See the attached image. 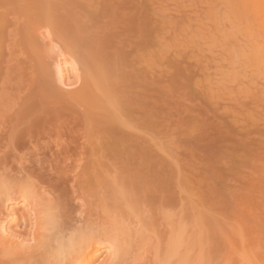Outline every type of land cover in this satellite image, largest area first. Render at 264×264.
<instances>
[{
	"label": "rangeland",
	"instance_id": "1",
	"mask_svg": "<svg viewBox=\"0 0 264 264\" xmlns=\"http://www.w3.org/2000/svg\"><path fill=\"white\" fill-rule=\"evenodd\" d=\"M124 1L125 0H0V19H2V22H0V26L5 27L6 32L10 36L5 46V53L9 54L11 52L13 55L12 59H7L8 66H11L13 72H16L17 74H26L27 76L29 75V77H31V80H29V82L32 84L24 85V83H22L24 82V78L22 75H20L22 77L18 76L16 80H11V82L10 80H7L3 75L0 82H3L5 84L4 85L1 83V87L2 85H4V88L6 87V89H15L16 87H18V89L19 87L20 89H23L26 87L25 90H23L21 93L19 92L16 94H12L18 96L20 100H22L24 97H27L28 94L32 93L34 99L48 98L46 99V103H44L45 107L48 109H60L63 105L69 111L75 112H83L84 110L97 112V110H99L100 116H97L98 112L94 113L97 118L103 123L106 124L110 119L109 116L111 115V120L114 121L110 122H115L116 125L122 126L127 121H129V119L123 115V110L121 107L122 95L120 93V88L123 85L122 80H132L131 72L133 70H145V76H147V79L151 81L154 78L158 77V75L164 74L168 70H170V72L175 75V83L186 80L189 72L192 77L191 79L194 80L191 81L185 96H181V94L178 93L174 88V94L170 97V100L167 101V105L163 108L164 123H162L161 121L155 122L154 120H152L151 127L149 126L148 130H145L147 132L144 133V137L141 135L142 132L140 133V130L142 131L144 129L142 126H139L138 128V124L135 123L134 126V123H129L130 125L125 127L126 131L131 132L138 137H140L141 135V137L143 138H152L151 141L146 139L150 141L151 144H153L152 141L154 140L155 145H153L156 146L155 148H157V151H159L160 153L157 154L156 152H154L155 149H152L154 148V146H151V144L148 142L149 151H151L152 149L154 152L149 155V158L153 159L156 157L155 159H157L158 157V159L164 158L165 160L167 158L170 159L169 161H173L171 158H174V161L176 158H179V160H181L185 164L190 163V167L192 166V168H189V165L187 164L188 168L186 167V170L185 168H182V170L184 169V172L181 170L184 177L181 178V182H185V184H188L190 182L191 186L190 184H188V187H185L184 184L181 189H184L185 187V189L187 190H176V193H178L179 191V195H181L179 197L177 194L178 199L182 197V200H177L178 205H176L177 203H174L176 206L173 205L171 207H168L170 206L168 205L166 207L163 203H167V199L166 201L161 203L163 200L159 202L156 198L150 196L152 197L151 200L153 202H148L150 203L149 205H147V208L149 209H146L150 211V214L148 213L149 215L146 216V210L141 207L142 204L144 205V203H147L148 200L150 201V197L146 195V192H143L144 195H141L143 193L135 189L137 187L135 184L134 185L136 187L134 188L133 182L131 183V186L133 185L131 189L135 190L130 193L131 190L128 189L130 186L127 188L128 185L126 182L128 179L125 181L126 184H124L123 181V184L126 186H124L122 184V180H120H125L126 177H120L118 179L117 176V178L109 176L110 174L108 173H110L111 171L115 172L116 169L114 168L110 169V172L108 173H106V171L104 170L105 173L103 172V177L100 180V187H97L95 190L89 191V186H94V184L97 182L96 180H88L79 183L75 180L72 174L63 175L61 173H58L66 165H73V160H76L74 155L77 153V150L75 146L69 142V140L65 139L63 141L60 138L53 136L49 139L47 137H43L42 140L40 139L41 141H38V145L40 144V147L44 148L46 146H49L52 150V152L45 153V156L50 159L51 162L56 159V157H54L53 155L58 152V149L56 148L57 143L64 144V142L67 141L63 147L68 151V154H73L71 160L66 164L57 166L54 162H52L50 166L44 165L39 167L36 165L29 168V174L27 172V174L25 173L27 175L26 177H28V175H30L31 173L41 175L40 179H34L35 186L40 188L41 191L38 190L39 192L37 191L38 193L34 194L33 196H36L35 200L40 204L39 209L44 212L43 214H49L53 219V227L55 229L52 228V231H50L48 235V237L51 239L49 241V245L51 246L52 250L51 252H57L59 240L60 243L65 242L64 244H67L68 242V244H72L71 240L84 238L92 233L96 234V232L100 233L105 228L109 230V227L113 222H111V220L114 216L109 220L111 223L108 221V217L113 215L114 211L116 210L124 211V213L130 218H127L123 212V214H121L120 212V215L119 211L115 212V216H117V213L119 214L118 217H123L122 219L126 218L127 220L129 219V221L131 219L133 220V217L130 216L131 214L128 213L126 209H128L129 207V209L134 210V207L136 209V207L138 208L141 204L139 209L141 208L140 210L145 211L143 212L145 216L141 215L143 213H141L142 211L139 212V209L136 210L139 213L132 212V214L134 213L135 216H138L137 222L141 225V228L139 225L138 227L136 226L137 223L133 224L134 221H131V227L128 225V230H126L128 226L126 229H123L126 232L128 231L127 234H129V232L131 233L130 235H127L128 239L131 238V240L129 239V242L126 243V245L128 246H125V248L121 249L122 251L120 250L118 252V256L116 258L117 260L114 264H146L147 259L150 262L151 258V263H153L154 260L159 257V252H162V250L164 251L162 252L164 256H169V262H167V264H241L239 260L241 261L242 258L247 255V252L249 254H252L251 257L254 256L253 253L255 254V257L257 254L256 258L253 257V260H249L250 264H256V261H258L257 264H262V261L258 260L259 256L261 257V254H259L258 256L257 252L259 251V253L262 252V254H264V208H261L264 207V169H262L264 167H260L264 166V145H261L264 142V137L262 136L264 135V70H261V67L264 64L258 66L260 67L259 69L256 66L255 62L251 59V55L253 52H248V46L252 44V40L257 41V44L260 41L261 43L259 42V44H262L260 35H258V26L255 25L257 23L252 22L251 19L245 20V15L240 9L241 6L239 4V0H224V4L221 2V0L220 2L219 0H212V2L211 0H147L148 3L147 1H143L144 5L146 4V7L142 5L143 9L135 13L136 15L134 17L131 16L133 17V19L129 17L130 19L128 18L123 21H118L117 19L111 18L109 15H104L105 11L108 10L106 9L108 6L120 4ZM226 2H228L227 5L229 6V8H227L228 6H226ZM141 3L142 2H140V5ZM137 4L135 6L132 4H126L127 6H121L120 10L118 11L130 12L135 7L139 8V4ZM218 5H222V7L224 5V9L221 6L218 7ZM215 6H217V8H214ZM231 7L232 9H235L233 10L234 12L232 11V9H230ZM235 7H238L239 9L237 8L236 10ZM220 9H222V11H220ZM225 9H227V11L230 10V12L232 11L234 14L232 12H227L226 14ZM216 10L220 13H218ZM213 11L215 13H213ZM235 11H237V13H235ZM239 11H241V13ZM216 12L218 13L217 16ZM239 13L240 17L238 18L237 15L239 16ZM221 14H223L224 16L221 17ZM230 14L232 15V18ZM241 14L243 15V17ZM213 15H215V18L212 17ZM141 16L146 19L150 16L151 21L150 18H148V23L153 21L152 23L159 22L163 25L165 24V31L161 36V41L164 44H158L159 47L162 45L165 46V43L169 46H166L165 49H163L164 52L166 51L167 55V59L165 62L161 61L162 63H160L159 60H157L159 58L155 56H150L149 58H147V62L145 61L146 63H144L143 59H139V61L138 57L136 59H134L133 56L129 59L124 58L125 50L122 49V44L120 43L123 41L124 36L130 35V26L131 24H133L132 22H134V20L141 19ZM234 18L237 20H234ZM157 19H160L161 22L156 21ZM225 20L226 22L224 24ZM231 20L234 21L232 22ZM242 20H245V22L249 21V23L247 22L246 25H249V28L251 26L253 27L250 28L251 31L249 30L251 33L247 31L249 28L247 29L248 26L246 27ZM235 21L240 22H237V24ZM211 22L214 25H212ZM216 22V25L220 26V30L219 26H217L218 28L216 27ZM229 22H231V24H229ZM250 22L254 24L250 25ZM240 24L245 26L246 28L244 29V27H242ZM42 25L52 30L51 32L53 34V39L54 41H56L55 43L57 44V46L66 51V54H69L75 58L78 66L81 68H79L82 78L81 91L83 90L82 92L84 93V95L88 94L89 98L93 97L94 99L90 98L89 100L87 98L88 100H84L87 96H83L82 98L80 97V101H73L68 97H65L62 93L58 92L59 86L56 82L57 79L54 73V68L51 66V64L53 63L51 62L53 56L50 52V47L39 40L37 35H34L33 33L37 31V29L42 27ZM241 27L246 32H241ZM252 29L254 32L253 34L256 35H254L256 37L255 40L254 36L251 38V36L253 35ZM233 31L235 32L236 36L235 34H232L234 33ZM230 34L232 35L230 36ZM246 34H250V36L248 37ZM112 35H114L115 41L112 45H107L105 40L107 36L111 37ZM59 37L60 39H58ZM116 38H119V41ZM63 41H65L66 43L70 42L73 47L70 46V44H68V46L65 45L66 43H64ZM73 41L75 42V44H73ZM77 42L78 44H76ZM149 43L151 45H154L155 40L151 41L150 39ZM253 43L254 44L251 45V47H254L255 42ZM246 46L248 48H246ZM251 47L250 51L254 49ZM133 48L135 50V46ZM241 48L244 50V52ZM126 52H129V50H126ZM237 53L238 56L240 55V57L237 56ZM246 53H250L251 55H245ZM244 56L245 59H249V62L244 59ZM235 60L239 61L236 62ZM135 62L136 65L134 69L129 70L130 66ZM246 62L250 64L252 63L251 65L248 64V69L245 68L247 64L244 65V63ZM239 63L242 68L240 67ZM234 64L237 67H235ZM238 66L242 70H240ZM255 66L256 68H258L257 70ZM231 69H233V71ZM251 69L254 71V73ZM238 70H240V72ZM247 70H249V72ZM259 72H262L263 76ZM246 73H248L247 75L249 76H247ZM233 75L234 81H231V77L233 79ZM25 79H27V77H25ZM27 85L31 88V92H29L30 90ZM203 89L205 91H203ZM81 91L80 94L83 95ZM203 92H206L207 95L209 92L211 98L208 97L206 93L204 96ZM95 93L97 94V96H95ZM90 94L94 96H90ZM260 94L262 97L260 96ZM151 96H154V94L151 93ZM207 97L209 98V100ZM205 98L208 101L205 100ZM11 99L12 98L9 95H5L4 97L0 98V109H7V113L9 114L15 113V110H17L18 108V106L13 105H17V102L13 103ZM60 99L69 100L70 102H68L67 104H63ZM20 100L18 101V103H20ZM256 100L258 102H256ZM107 108H109L110 113L114 114L112 115L110 113H107L109 112ZM222 108L224 110L226 109V112L223 111ZM111 109L114 112H112ZM185 109H188L189 111L185 112ZM247 109H249L250 112ZM9 110L12 113H10ZM220 110H222V114L221 112H219ZM190 111L191 113H189ZM229 111H231L232 113L229 114ZM241 111H243L244 114L247 113L246 116L242 115L243 112L241 113ZM253 111L256 112V114H254ZM223 113L225 114L223 115ZM192 114L197 115L200 124V127L198 126L194 129V133L192 134L193 136L188 134V132L184 128V124L188 122ZM249 114L253 116L250 117ZM229 115H231L232 117L228 118ZM237 116L240 117V120ZM258 116L260 118L258 119L257 124L259 123L258 127L262 129L259 128V131L257 132L258 127L255 128L252 125L256 124ZM222 117L225 118L226 124L230 123L228 119H235L234 121L238 119L237 123L233 122L232 124L227 126L231 131H233V134L237 135L231 136L236 140H232L229 137L234 142L238 141V138L236 137H238V135L242 133V127H244V129L246 127H249V122L252 121L253 124L250 122L251 127L244 130L242 136L240 135L241 140L239 141H244L247 143L248 140H251L250 138L256 137L255 139L253 138L256 142L253 139L251 142L248 141L250 142V144H252L250 145L251 151L249 153L252 156L253 160L255 158V162H257V160L259 161L260 164L257 162L258 165H260L259 168L257 166V168H254L257 163L252 164L251 162H253V160H250V157L248 159L253 165V168H251V165L248 164L249 161H247V164L245 163L243 165V168L245 167V165H249L250 167H245L248 168H244L245 171H243V169L241 168L242 166L239 167V170L241 168L240 171H238V167H236L238 173L240 174L239 175L234 171L236 170V168L233 170L235 166H232L239 164L236 158L233 157L229 159L230 166L233 167L231 168V170H233L232 172L230 168L228 169L229 166H225L218 162L220 161V159L218 158L221 155L227 156L228 154H230V151H227L224 146V140H222V136H225L222 134ZM242 117L245 120L244 122ZM252 117L253 119H251ZM232 119L230 121H232ZM238 121L242 122V126L239 125L241 124V122L238 123ZM253 121H255V123ZM246 122L248 124H245ZM203 123L209 126L205 127ZM239 128L242 130L241 132L239 131L240 133L238 132ZM253 128L256 130H254ZM247 130L252 131L249 132ZM255 132H257V134H260H256L257 136H253L252 133L254 134ZM247 133V136H251L250 138L246 137ZM243 135L245 136V138L243 137ZM260 137L263 138H261V144L259 143ZM242 138L246 139V141ZM29 145V137H24V140L20 144H18V146L16 145L17 147H15L16 149H14V152H16L15 154H24L28 157L34 156V154H39L38 152H35L33 148H30L32 146L29 147ZM116 157L117 159L120 158L119 155H116ZM38 158L41 159V157ZM12 161H10V167L14 165V162L12 163ZM184 163L181 164L184 165ZM191 163L194 165V167ZM187 165H184V167ZM17 166H14V168H16ZM209 166H211V170L209 169ZM207 168L210 170V172ZM188 170L189 173L194 170V172H192L193 174H188ZM255 170L257 172V174L255 173L257 176H252L251 173ZM7 171L11 175L10 170ZM7 171L0 172V175L5 174ZM25 174H23L21 177H24ZM259 174L261 176H258ZM11 176H14V174ZM251 176L254 178H251ZM185 179L186 181L183 182V180ZM255 179H257L258 184H256L257 182L253 181ZM253 182L255 183V186H258L259 188L255 187ZM192 186L193 188L191 189V191L190 188ZM188 188L190 191L188 190ZM18 190H20V188L16 186L12 189L13 192ZM43 190L47 192V194L41 193ZM198 190L204 191L199 192ZM96 191L98 195L95 194ZM193 191H197L195 195ZM98 192L101 194L99 195ZM190 192H192L193 194ZM191 194L192 197H190ZM182 195L185 196L186 199L185 197L183 198ZM247 195H249L250 198ZM142 196L146 197L147 199ZM187 196L189 197V201L187 200ZM140 197L142 198L140 199ZM174 197L175 198H171L175 200L176 196ZM236 198L239 199V201ZM243 198H247L248 200H244ZM3 199V196L0 195V210H2L1 202ZM186 200L188 202H186ZM138 201H140L141 203ZM197 201L199 204H196ZM204 201L205 206L203 205ZM156 203H158V205L163 204L164 206H158ZM181 203L184 206H182ZM189 203L191 206H189ZM248 203L250 206H248ZM243 204L245 207H243ZM156 205L159 208L164 207L165 209H157ZM196 205L201 207L203 210L198 208ZM178 206L179 208H177ZM144 207H146V204L144 205ZM216 208L217 211L215 212ZM238 208L240 209V211ZM211 210L213 211L211 212ZM171 211L173 212L170 213ZM218 211L220 212V214L218 213ZM214 212L217 213L216 216H214ZM151 214H153L154 217H152ZM142 216L145 218L143 219ZM148 217L149 219L147 220L146 218ZM139 219L140 221H142L139 222ZM24 220H26V218ZM161 220L164 225L161 223ZM19 223L20 224L14 228L15 232L22 231V229L24 230V223L27 222H23V220L21 219ZM107 223L110 224V226ZM153 225L156 228L153 227ZM168 225H170L171 227ZM103 227L105 228L102 230ZM136 227L138 228V230ZM111 228H113V226ZM151 228L156 229L155 231L157 234L153 233L154 231ZM157 228L159 230H157ZM179 228L182 229L179 230ZM180 231L182 232L179 233ZM158 232L159 234L162 233L164 237L161 236L162 234L159 236ZM168 234L170 236L167 237ZM238 234H240V237H237L239 236ZM156 236H158V238H163L161 244L162 246L159 245V248L157 247L158 244L156 245L157 241L154 242V240H158ZM241 238L243 239V241L245 240L246 243L250 245V247L246 243H243L241 241ZM174 239L178 240L177 244L179 245H177L178 247H176L175 244L173 245L175 246L173 248H176L174 250L175 255H173L174 258H170L171 248L168 246L170 243H174ZM179 239L183 240L180 241ZM171 240L173 241L171 242ZM179 241L183 245L179 243ZM158 242L160 244L159 240ZM242 243L245 246V249L244 246H242ZM153 245H156L155 250V247ZM252 245L254 247L253 249H251ZM177 249H180V251H178L179 254L176 252ZM254 250L256 253L254 252ZM241 251H243V253H240ZM90 253L91 251L87 252L85 254V257ZM237 254L241 256L240 259H238L239 256ZM163 255L160 254V257H163ZM153 256L155 259H153ZM104 258V256L100 257L95 261V264H101ZM262 258H264V256H262ZM156 263L157 262H155V264Z\"/></svg>",
	"mask_w": 264,
	"mask_h": 264
},
{
	"label": "bare ground",
	"instance_id": "2",
	"mask_svg": "<svg viewBox=\"0 0 264 264\" xmlns=\"http://www.w3.org/2000/svg\"><path fill=\"white\" fill-rule=\"evenodd\" d=\"M143 1H147V0H125L124 2H122L120 4H115L113 6H108L106 8L108 10L105 11L104 15H109L111 18L117 19L118 21L126 20L129 17L131 19H133V17L136 15L135 13H137L138 11L143 9V6L146 5V4L144 5ZM140 2H142L143 4L141 3V5H140ZM211 2H212V0H211ZM219 2H220V0H219ZM221 2L223 3L224 0L223 1L221 0ZM147 3H148V1H147ZM227 3L228 2H226V6H228ZM126 4H128V5L132 4L134 6L137 4L139 6V8L135 7V8H133L134 10L132 9L133 11L131 10L130 12L118 11V10H120L121 6H127ZM233 4H234V2H233ZM239 4L241 6L240 9L242 10L243 14L245 15V20L246 19H248V20L251 19L252 22L257 23L255 25L258 26L257 29H258V33L259 34L257 32L256 33L258 35H260V38L262 40V44H259L260 41L257 44V41H253L252 40V44L251 45L254 44L253 42H255V45H254V47H251V45L248 44L249 45L248 46L249 50L248 49L247 50H248V52H251V53L253 52V53H252V55L250 53H246L245 54V55H247V54L251 55L252 56L251 59L255 62L256 66L258 67V66H261L262 64H264V0H239ZM153 6H154V4H153ZM219 6L222 7V5H218V7ZM223 7H224V5H223ZM214 8H217V6H215ZM227 8H229V6ZM237 8H236V10H237ZM230 9H232V7ZM123 10H124V8H123ZM126 10H127V8H126ZM225 10H226L225 11L226 14H227V12H230L229 9H228L229 11H227V9H225ZM233 10H235V9H232V11ZM113 11H114V13H113ZM220 11H222V9H220ZM117 12H118V14H117ZM120 12H122V13H120ZM217 12H216V16H217L218 13H220V12H218V13ZM239 12L241 13V11H239ZM213 13H215V12L213 11ZM235 13H237V11H235ZM240 13H239V16L237 15L238 18L240 17ZM221 15H222L221 17L224 16L223 14H221ZM131 16H133V17H131ZM214 16L215 15H213L212 17L215 18ZM228 16H229V14H228ZM230 16L232 18L231 14H230ZM141 17H142L141 19L134 20V22H132L133 24H131V26H130V28H131L130 35L124 36L123 41L120 43V44H122L121 45L122 49L125 50L124 58L125 59H129V58H131L133 56V58L136 59L138 57V60L139 59L140 60L143 59L144 63H146L147 62L146 61L147 58H149L150 56H155V57L159 58V59H157V58L156 59L159 60L160 63L165 62L166 59H167V55H166V51L164 52L163 49H165V47L168 46V45L165 43V46L164 45H162L160 47L158 46V44L159 45L164 44L161 41V36L164 33V31H165V27H164L165 24L163 25L162 23H159V22L152 23L153 21L148 23V21H147L148 18H150V21H151V17L150 16L147 19L143 18V16H141ZM242 17H243V15H242ZM235 18H234V20H237ZM153 19H156V18H153ZM216 19H218V18H216ZM245 20L244 21L242 20V21H243V23L245 24L246 27L248 26L247 27V29H248L249 25H246V24H247V22L249 23V21L245 22ZM156 21H160L161 22L160 19H157ZM228 21H230V20H228ZM0 22H2V19H0ZM225 22H226V20L224 21V24H225ZM235 22L237 23L238 21H235ZM213 23H212V25H214ZM254 23H251L250 25H252ZM216 24H217V22L215 23V25ZM229 24H231V22H229ZM217 26H219V25H216V27ZM241 26L244 27V29L246 28L243 25H241ZM241 28H239V29H241ZM250 28L247 31H249V30L251 31ZM244 29L242 28L241 32L244 31ZM219 30H220V26H219ZM51 31L52 30L50 28L45 27V26L42 25V27H40L39 29H37V31H35L33 33H34V35H37L39 40H41L43 43H45L46 45H48L50 47V52L52 53V56H53V59L51 61L53 63L51 64V66L54 68V73H55V76H56V79H57L56 82H57V84L59 86L58 87L59 88L58 92L62 93L65 97H68L70 100H73V101H80L79 99H81L83 96H87V97H85L84 100H86L87 98L89 100H90V98L94 99L93 97L89 98L88 94L84 95V93L82 92L83 90L81 91V85H82V78H81V75H80L81 74L80 73V69L81 68L78 66V63H77V61L75 60L74 57H72L69 54H66L65 53L66 51H64L62 48L57 46V44L55 43L56 41H54V39H53V34H52ZM238 32H240V31H238ZM244 32H246V31H244ZM253 33L254 32H253V29H252V34ZM232 34H235V32L232 33ZM232 34H230V36ZM241 35H242V33H241ZM246 35L248 37L250 36V34L249 35L246 34ZM254 35L255 34H253L251 36V38ZM235 36H236V34H235ZM255 36H254V40L256 39ZM212 37H214V36H212ZM8 38H10V36L6 32L5 27L0 26V80H2L1 78L4 75L5 78L7 80H10V82H11V80L12 81L16 80V78L18 76L22 75V74H17L16 72H13L11 66H8L7 59L8 58L12 59V57H13L11 52L9 54L5 53V46H6L7 42H8ZM215 38H216V36H215ZM239 38H241V37H239ZM58 39H60V37ZM116 39L119 41V38H116ZM150 39H151V41L155 40V44L154 45H151L149 43ZM62 40H63V38H62ZM248 40H250V39H248ZM257 40H258V38H257ZM105 41H106L107 45H112L113 42L115 41L114 35H112L111 37L107 36ZM63 42L66 43L65 41H63ZM249 43H251V42H249ZM68 44H70V46L73 47V45H71L70 42L69 43L67 42L65 45L68 46ZM73 44H75L74 41H73ZM76 44H78V42ZM134 46H135V50L133 48ZM248 47L246 46V48H248ZM250 47L254 48L253 49L254 51L253 50L250 51ZM126 50H129V52H126ZM234 50H236V49H234ZM243 52H244V50H243ZM237 56H238V53H237ZM238 57H240V55ZM235 58H236V55H235ZM244 59H245V56H244ZM245 60L248 61L249 59H245ZM238 61L239 60H237L236 62H238ZM248 62L244 63V65L247 64L245 68H247V66H249L248 64H250V63H248ZM235 64H234V66L237 67ZM135 65H136V62L133 65L130 66L129 70L134 69ZM239 65H240V63H239ZM256 66H255V68H256ZM240 67H241V65H240ZM240 67L238 66V68L240 70H242L241 69L242 67L241 68ZM253 67H254V64H253ZM258 68L260 69V67H258ZM258 68H256V70ZM263 68H264V65H262L261 70H264ZM231 70L233 71V69H231ZM240 70H238V71L240 72ZM249 70H247V71L249 72ZM235 72H237V71H235ZM131 73H132V80H122V84L123 85L120 88L121 89L120 93L122 95V96L120 95L121 98H122V101L121 100L120 101H121V107H122V110H123V115L129 119V121H127L122 126L116 125L115 122L114 123L110 122V121H114V120H111V115L110 114H112V113H110L109 108H107L109 112H107V111L106 112L110 113L109 114L110 115L109 116L110 119L105 124V123H103L101 120H99L97 118V116L100 114L99 110H97L98 113L94 111L95 113H97V116H96L93 111H90V110L89 111L88 110H84L83 112L69 111L63 105H62V108H60V109H55V110L48 109V108L45 107V104H44V103H46V99H48V98L34 99L33 98V94L31 93V94H28L27 97H24L22 100H20V98L18 96H16L15 94L19 93V92L21 93L23 90H25L26 87L23 88V89L22 88L20 89V87H19V89H18V87H16L15 89H13V88L12 89H9V88L6 89V87L4 88L5 84L3 82H0V88H1L0 89V98L4 97L5 95H9L12 98L11 101L13 103L17 102L16 103L17 105H15V104H13V105L14 106H18L17 110H15L16 112L13 113V114L7 113L8 111L5 108L4 109L3 108L0 109V172L10 170L11 175L14 174V176H11L10 173L7 171L8 173L6 172L5 174L0 175V195H2L3 198H4L2 200V202H1L2 210H0V264H95V261L97 259H99L100 257H102V256H104L105 258H104V260L102 261L101 264H114L116 262V260H117L116 258L118 256V252L121 249L125 248V246H128V245H126V243L129 242V239L131 240V238L128 239V237H127V235H130L131 233L129 232V234H127L128 231L126 232L123 229H126L128 225L131 227V224H130L131 221H134V223L132 222L133 224L137 223L136 226L138 227V225H139L140 228H141V225L138 224V222H137V217L138 216L137 215L135 216V214L134 213L132 214V212H136V213L138 211L141 212L142 210H140V209L143 208V209L146 210V216H148L150 214L149 213L150 211L147 210V209H149V208H147V205L150 204L148 202L152 201L151 200L152 197L156 198L159 202H161L163 200L161 203H163L167 199V203L166 202L163 203V204H165L166 207L168 205H170L168 207H171L173 205L174 206L178 205L177 200H180L182 197L178 199L177 194H178L179 197L181 195H179V193H180L179 191H178V193H176V190L177 189H181V187L184 186V184H185L184 181H186V179H187L186 178L185 180H183L184 183L181 182L182 181L181 178L183 177L182 171L184 170V169L182 170V168H185V170H186V167L188 168V165L190 163L189 164L187 163L188 164L187 165L184 162H182L181 160H179V158H176L175 161H174V158H171L173 161H169L170 159H167V158H166V160L164 158H161V159L159 158L158 159V157H157V159H155L156 157L153 158V159L149 158V155L153 152L152 149H155L154 152H156L157 154L160 153V152L157 151V148H155L156 146H154L155 145L154 140L152 141L153 144H154L153 145V144L150 143L152 138L151 139L150 138L149 139L148 138H143L144 137L143 135H144L145 132H147L145 130L146 129L148 130L149 126L151 127V121L152 120H154L155 122L161 121L162 123H164L163 108L167 105V101H169L170 97L174 94V88L177 90L178 93L181 94V96H185L186 92L188 91V88H189V85H190L191 81H194V80L191 79L192 77H191L190 72H189V74L187 76V79L186 80H182L179 83H175L174 82L175 81V75L173 73H171L170 70H168L165 73L163 72L164 74L158 75V77L154 78L152 81L147 79V76H145L146 71L143 70V69H140L139 71L133 70ZM253 73H254V71H253ZM259 73L262 75V72H259ZM237 74H240V73H237ZM247 74L248 73H246V75ZM261 75H259V76H261ZM22 76L24 78L23 79L24 82H22V83H24V85L25 84H32V83L29 82V80H31V77H29V75L27 76L25 74V75H22ZM22 76H20V77H22ZM247 76H249V75H247ZM25 77H27V79H25ZM239 78H241V77H239ZM239 78H237V79H239ZM232 80L234 81V75H233V79L231 77V81ZM25 82H27V83H25ZM203 82H205V81H203ZM1 83L4 84V85H2V87H1ZM83 84H84V82H83ZM197 84H198V82H197ZM27 87L30 90L29 92H31V88L28 85H27ZM80 91H81V93L83 95L80 94ZM203 91H205V90L203 89ZM209 92H208V95H207L206 92L205 93H206V95L208 97L211 98V96L209 95ZM13 93H15V94L12 95ZM151 93L154 94V96H151ZM205 93L203 94L204 96H205ZM118 95H119V93H118ZM90 96H94V95L90 94ZM95 96H97V94ZM260 96H261V94H260ZM18 98L20 100V103H18V101H19ZM60 100L62 101L63 104H67L68 102H70L69 100H62V99H60ZM205 100H207V99L205 98ZM208 100H209V98H208ZM210 102H211V99H210ZM256 102H258V101L256 100ZM260 102H263V101H260ZM242 107H241V109H242ZM102 108H99V109H102ZM256 108H258V107H256ZM225 110L223 109V111H225ZM228 110H227V112H228ZM247 110H249V109H247ZM111 111H112V109H111ZM188 111H189L188 109H185V112H188ZM221 111L222 110H220L219 112H221ZM9 112H10V110H9ZM112 112H114V111H112ZM233 112H235V111H233ZM242 112L243 111H241V113ZM249 112H250V110H249ZM263 112H264V110H263ZM10 113H12V112H10ZM189 113H191V111ZM230 113H232V112L229 111V114ZM253 113L256 114V112H254V111H253ZM221 114H222V112H221ZM224 114L225 113H223V115ZM226 114H228V113H226ZM246 114L247 113L244 114V112H243L242 115L246 116ZM237 115H238V113H237ZM251 116H253V115H250V117ZM230 117H232V116L229 115L228 118H230ZM237 117H239V116H237ZM225 118H226V116H225ZM225 118L222 117V120H221V123H222V134L225 135V136H222V140H224V142H223L224 146H225L227 151H230V154H228L227 156H222L221 155L218 158V159H220V161H218V162L220 164L225 165V166H229L228 169L230 168V170H231V168H233L232 166H235L233 168V170L236 167H238V171H240L241 168L243 169V171H245L244 168L245 167H250L249 165H251V168H253L252 164H255L257 162L259 163L258 160H257V162H255V158L253 160L252 156L249 153L251 151L250 150L251 149L250 145H252V144H250V142L252 141V139L254 137L250 138L251 136L250 135L247 136L248 135V133H247L246 137H249L251 139V140H248L250 142L247 141V143H249V144H247L244 141H239V140H241L240 139V135L242 136L244 130L249 128V127H251L250 122L252 123V121H250V122L248 121L249 122V127H246L245 129H244V127H242L243 131L240 128H239V130L237 129L238 132L242 131V133L240 135H238V137H236V138H238L239 142L238 141L234 142L232 140H236V139L232 138L231 136L236 135V134H233L232 133L233 131H231L227 126H229L233 122L237 123V120L238 119L240 120V117L238 119L236 118L237 119L236 121H234L235 119L233 120L232 118H231L232 121H230L231 119H228L229 122H230V123L228 122L229 124H226ZM259 118L260 117L258 116V118L256 120V124L252 123L253 127H255V128L258 127L259 123L257 124V121H258ZM263 118H264V116H263ZM251 119H253V117ZM241 121H238V123H240ZM244 121L245 120L243 118V122ZM263 121H264V119H263ZM253 122L255 123V121H253ZM129 123L130 124L134 123V126H135V123L138 124V126H137L138 128H139V126H142L144 129L142 131L140 129L139 130H140V133L142 132L141 135L143 137H141V135H140V137H141L140 138L137 135L126 131L125 127L129 126L130 125ZM245 124H248V123L246 122ZM184 125H185L184 128L188 132V134L192 135L194 133V129L197 128L198 126L200 127L199 119H198L197 115L192 114L190 119L188 120V122L186 124H184ZM203 125L205 127L209 126V125L204 124V123H203ZM239 125L242 126V122ZM254 125H257V126H254ZM259 128L260 127H258L257 132L259 131ZM260 129H262V128H260ZM254 130H256V129H254ZM254 130H253V132H254ZM247 131H249V130H247ZM251 131H249V132H251ZM257 132H255L254 134L252 133V135L255 136L257 134ZM239 133H237V134H239ZM258 134H260V133H258ZM261 135H262V132H261ZM261 135H259V136H261ZM27 136L29 137V143H30L29 147L32 146L30 148H33V150L35 152H38L39 154H34V156H30V157H28L27 155H24V154H22V155L15 154L16 153V152H14V149H16L15 147H17L18 144H20L24 140V137H27ZM53 136H56V137L60 138L63 141L65 139L69 140V142L72 145H74L76 150H77V153L74 155L76 160H73V165H66L58 173H61L63 175L72 174L74 176L75 180L77 182H79V183L84 182V181H88V180H96L97 182L94 184V186H89V188H88L89 191H92V190H95L97 187H100V180L103 177V172L105 173V171H106V173H108V172H110L109 171L110 169L114 168L117 171L116 170H115V172L111 171L110 173H108V174H110L109 176H113V177L117 176L118 179L120 177H122V178L126 177L125 180L124 179H120V180H122V184H123V181H124V184H126V182H127V185H128L127 188L130 186L128 188V189L131 190V192L129 190L130 193H132V191H134L136 189L137 191H139V192L141 191L142 193L146 192V195H148L149 197L152 196V197L149 198L150 201L149 200L147 201L148 204L144 203V205L146 204V207H144V205L142 204V207L139 209V207L141 206V204H140V206L138 208L136 207V209H135V207H134V210L133 209H129V207H128V209H126L127 212L131 214V215L130 214L129 215L131 217H133V220L131 219L129 221V219L128 220L126 218L122 219L123 217L119 216L121 218L120 219L118 217V215L120 214V212H121V214H123L124 211H122L121 209H120L121 211H119V210L114 211L113 210L114 214L117 211H119V214L116 213L117 216H115L113 214V215L108 217L109 218L108 221L113 216H114L113 218L115 219L114 220L112 218L111 222L112 221L113 222H112L111 226H110V224L107 223L110 226L109 230L106 229L105 227H103L102 230L104 228L105 229L103 231L101 230L102 232H100V233H98V232H96V234L92 233V234L84 237L85 239L84 238H78L77 239L78 241L75 239L76 242H75V240H71L72 244L70 242H69L70 244H68V242H67V244H64L65 242L64 243L63 242L60 243V240H59L58 246H57V248H58L57 252L58 253L57 252L56 253L51 252L52 251L51 250V246L49 245V241L51 239L48 237V235H49L50 231H52V228L55 229L53 227L54 226L53 219L51 218V216L49 214H43L44 212H42L39 209L40 208V204L35 200L36 196H33L34 194H37L39 191H41V189L36 187L35 184H34L35 183L34 179L35 180L36 179H40L41 175L40 174L31 173L30 175H28V177H26L27 176L26 174L27 173L29 174V172H30L29 168H31L33 166H36V165L39 166V167L44 166V165H49L50 166L52 162H54L57 166H59L61 164H66L67 162H69L71 160L73 154H68V151L66 149H64V147H63L64 144H66L67 141H65L64 144H58V143L56 144V148L58 149V152L55 155H53L54 157H56L55 160H53L51 162V160L48 159L45 156L46 152H52V150L50 149L49 146H46L44 148L40 147L39 146L40 144L38 145V141L40 139L42 140L43 137H47L49 139V138H51ZM262 136L264 137V135H262ZM243 137L245 138L244 135H243ZM244 138H242V139H244ZM261 138L262 137H260V142H259L260 144L262 143L261 140L263 139V138L262 139ZM146 139H148L150 141H148ZM244 140L246 141V139H244ZM148 142L151 144V146H154V148L150 147V148H152L151 151H149V143ZM261 145L263 146L264 142ZM159 148H161V147H159ZM116 155H119L120 158L117 159ZM38 157H41V159H39ZM233 157L237 159V162L239 164L230 166L229 159H231ZM248 158H250V160L251 159L253 160V162H251L252 164L250 163V160ZM10 161H12V163L14 162L13 163L14 165L12 167L9 166L10 165ZM247 161H249V163H248L249 165H245V167L243 168V165L245 163L247 164ZM181 163H184V165H187V166L184 167V165H182ZM258 163L255 165L254 168H257V167L259 168L260 165H258ZM15 164H17L18 166L15 165ZM14 166H17V167L14 168ZM117 167H118V169H117ZM193 167H194V165H193ZM210 167L211 166H209V169H210ZM239 167H241L240 170H239ZM260 167L262 168L264 166H260ZM189 168H192V166L190 167V165H189ZM245 169H248V168H245ZM262 169H264V168H262ZM189 170H188V174L194 172V170H192V172L189 173ZM210 170H209V172H210ZM233 170H231V172ZM256 170L254 172L252 171V173H253V174L251 173L252 176L257 174ZM234 171L238 173L237 168ZM23 174H25L24 177H21ZM185 176H187V175H185ZM252 176H251V178H254ZM258 176H261V175L259 174ZM253 181L257 182V179H255ZM132 182H133V185L135 184L137 186L136 187L134 185V188L136 187L135 189L133 188L134 190L131 189L132 186H133V185L131 186ZM186 183H188V182H186ZM188 184H190V182ZM188 184H185V187ZM256 184H258V182ZM15 186L19 187L20 190L13 192L12 189ZM124 186H126V185H124ZM190 186H191V184H190ZM254 186H255V183H254ZM185 187H184V189H185ZM255 187H258V186H255ZM189 188H188V190H189ZM192 188H193V186L190 188V190ZM185 190H187V189H185ZM201 191H199V192H201ZM205 191H206V188H205ZM196 192L197 191L194 192V195H195ZM261 192H262V190H261ZM41 193L47 194V192H45L44 190ZM190 193H192V192H190ZM190 193H189V195H190ZM95 194L98 195L97 191L95 192ZM100 194L101 193H99V195ZM192 194H191L190 197H192ZM198 194H200V193H198ZM131 195H133V194H131ZM136 195H137V193H136ZM141 195H144V193L141 194ZM174 196H176V199H175L176 201L174 199H172V198H175ZM247 196H249V195H247ZM142 197H144V196H142ZM142 197H140V199ZM184 197L185 196H183V198ZM243 197H245V196H243ZM144 198H146V197H144ZM197 198H199V197H197ZM249 198H250V196H249ZM146 199H143V200H146ZM185 199H186V197H185ZM243 199L245 200L247 198H243ZM187 200L189 201V197L187 198ZM187 200H186V202H188ZM237 200L239 201V199H237ZM198 201H197L196 204H199ZM201 201H203V200H201ZM138 202H140V201H138ZM158 203H156V204L158 205ZM174 203H177V204L175 205ZM244 203H245V201H244ZM163 204L162 205H158V206H164ZM204 204H205V201H204L203 205ZM181 205L184 206L182 203H181ZM238 205H239V202H238ZM245 205H246V203H245ZM158 206H157V209L163 210L164 207L159 208ZM189 206H191L190 203H189ZM194 206H195V204H194ZM196 206L198 208L202 209L198 205H196ZM248 206H250L249 203H248ZM243 207H245L244 204H243ZM177 208H179V206ZM261 208H264V207H261ZM246 209H247V207H246ZM128 210H130V211H128ZM136 210H138V211H136ZM256 210H257V208H256ZM198 211H199V209H198ZM212 211L213 210H211V212ZM216 211H217V208H216L215 212ZM221 211H223V210H221ZM239 211H240V209H239ZM143 212H145V211L143 210L141 213H143ZM151 212H153V211H151ZM172 212L173 211H171L170 213H172ZM218 213L220 214L219 211H218ZM245 213H247V212H245ZM216 214L217 213H215L214 216H216ZM141 215H144V213L141 214ZM151 215H152V217H154L153 214H151ZM155 215H157V214H155ZM179 216H181V215H179ZM126 217L130 218V217H128V215H126ZM23 218L24 219L26 218V220H24ZM144 218L145 217H143V219ZM21 219L23 220V222L24 221L27 222V223H24L25 224L24 225V230L22 229V231H19V232L16 231L15 232L14 228L17 227L20 224L19 222L21 221ZM146 219L148 220L149 217L146 218ZM176 219H178V218H176ZM135 220H136V222H135ZM138 221L141 222L142 220L140 221V219H139ZM144 223H147V222H144ZM161 223H162V220H161ZM258 223H260V222H258ZM133 224H132V226H133ZM217 224H218V222H217ZM260 224H262V223H260ZM144 225H148V224H144ZM154 225H153V227H155ZM156 225H157V222H156ZM163 225H161V226H163ZM171 225H172V223H171ZM112 226H113V228H111ZM129 226H128V228L126 230L129 229ZM168 226H170V225H168ZM149 227H151V226H149ZM143 228H145V227H143ZM163 228H162V230H163ZM18 229H16V230H18ZM151 229H153V228H151ZM160 229H161V227H160ZM181 229L179 228V230H181ZM137 230H138V228H137ZM155 230L156 229H153V231H154L153 233H156ZM157 230H159V229L157 228ZM167 232H169V231H167ZM181 232L182 231H180L179 233H181ZM150 234H152V233H150ZM156 234H153V235H156ZM158 234H159V232H158ZM161 234H159V236ZM178 234H177V237H178ZM153 235H150V236H153ZM238 235L239 236H237V237H240V234H238ZM161 236H163V234ZM168 236H170V235L168 234L167 237ZM156 237L160 241V244H159L158 240H154V242L157 241L156 245L158 244L157 247L159 248L160 247L159 245L162 244V239L163 238L162 237L158 238V236H156ZM165 240H163V241H165ZM179 240L182 241L183 239H179ZM172 241L173 240H171V242ZM177 241L178 240L174 239V241H173L174 243H172V244L170 243L169 246H168V247L171 248L170 249L171 250V252H170V256L171 257L170 258H172L173 255H175L174 254V252H175L174 250L176 248L174 249L173 247H175V246L178 247L177 245H179V244H177L178 243ZM180 241H179V243H181ZM241 241L243 243H246V241L244 240L245 241L244 242L243 239ZM257 241H259V240H257ZM167 242H169V241H167ZM239 243H240V241H239ZM243 243H242V246H244ZM165 244H166V242H165ZM174 244H175V246H173ZM156 245H153L155 247L154 250L156 249ZM170 245H172V246H170ZM247 245L250 247L249 244H247ZM258 246H259V244H258ZM168 247H167V250H168ZM179 248H180V246H179ZM253 248L254 247L252 245L251 249H253ZM263 248H264V246H263ZM181 249H182V246H181ZM244 249H245V246H244ZM89 251H91V253L88 254L85 257V254L87 252H89ZM178 251H180V249L179 250L177 249L176 252L178 253ZM162 252H164V251L162 250ZM162 252H159V257H157V259H155L154 256H153V259H155L153 263H151L152 258H151L150 262L146 258L147 259L146 264H155V262H157L156 264H167V262H169V256H164ZM254 252H255V250H254ZM157 253H158V251H157ZM240 253H243V251H241ZM257 253H258V256H259V254H261V257L259 256L258 260L262 261V264H264V262H263L264 258H262V256H264V254H262V252L259 253V251ZM160 254L163 255V257H160ZM167 254H169V253H167ZM167 254H165V255H167ZM123 255H124V253H123ZM147 255H146V257H147ZM154 255H155V253H154ZM237 255L239 256V254H237ZM251 255L252 254H249L247 252V255H245V257L242 258L241 261L239 260V262H241V264H250L249 260H251V259L253 260V257L254 258L257 257V254H256V257H255L254 253H253L254 256L251 257ZM156 256H157V254H156ZM240 257L241 256H239L238 259H240ZM175 258H176V256H175ZM261 258H262V260H261ZM257 262L258 261H256V264H257ZM238 264H240V263H238Z\"/></svg>",
	"mask_w": 264,
	"mask_h": 264
}]
</instances>
